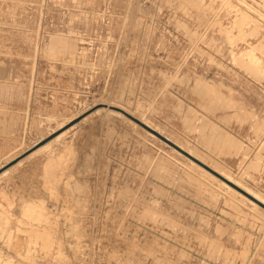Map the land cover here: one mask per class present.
<instances>
[{"label": "rangeland", "instance_id": "1", "mask_svg": "<svg viewBox=\"0 0 264 264\" xmlns=\"http://www.w3.org/2000/svg\"><path fill=\"white\" fill-rule=\"evenodd\" d=\"M263 50L264 0H0V166L111 103L264 199ZM128 122L0 178V264H264V211Z\"/></svg>", "mask_w": 264, "mask_h": 264}, {"label": "water", "instance_id": "2", "mask_svg": "<svg viewBox=\"0 0 264 264\" xmlns=\"http://www.w3.org/2000/svg\"><path fill=\"white\" fill-rule=\"evenodd\" d=\"M97 107H108V108H111V109H114L116 111L121 112L123 115H125L126 117H128L129 119H131L132 121H134L136 124H138L141 128L147 130L148 132H150L151 134H153L154 136H156L159 140L163 141L165 144H167L171 148H173L176 151H178L179 153H181L184 157L190 159L191 161H193L194 163H196L197 165H199L200 167H202L203 169H205L206 171H208L209 173H211L215 177H217L220 180L224 181L226 184H228L229 186H231L232 188H234L238 192L242 193L243 195H245L246 197H248L249 199H251L252 201H254L259 207H261L262 209H264V203L262 201L258 200L257 198H255L254 196H252L251 194H249L247 191H245L244 189H242L241 187H239L238 185H236L232 181L226 179L224 176H222L220 173H218L217 171H215L209 165H207L206 163H204L201 160L197 159L195 156L191 155L188 151H186L185 149L181 148L177 143L173 142L172 140H170L165 135L161 134L156 129H154L151 126L145 124L144 122H142L141 120H139L135 116L131 115L130 113L126 112L125 110H123V109H121L119 107H115V106H107L106 104H98V105L94 106L92 109H90L89 111H87L83 115H81L79 117H76L75 119L71 120L69 123H67L64 126H62L60 129H57L56 131H54L53 133H51L47 137L41 139L40 141H38L37 143H35L32 147H30L29 149H27L24 153H22L21 155H19L18 157H16L12 161H10L9 163L3 165L0 168V172H2L4 169H6L9 166H11L12 164H14L20 158H22L25 155H27L30 151L34 150L35 148H37L40 145L44 144L45 142L49 141L50 139H52L54 136H56L57 134H59L63 130H65V129L69 128L70 126H72V125L76 124L77 122H79L84 116H86L89 113H91Z\"/></svg>", "mask_w": 264, "mask_h": 264}, {"label": "bare ground", "instance_id": "3", "mask_svg": "<svg viewBox=\"0 0 264 264\" xmlns=\"http://www.w3.org/2000/svg\"><path fill=\"white\" fill-rule=\"evenodd\" d=\"M225 3V2H224ZM17 5V4H16ZM263 8V7H262ZM238 12V11H237ZM251 34V33H250ZM234 37V36H233ZM264 51V50H263ZM249 52V51H248ZM253 53V52H252ZM248 54H251V53H247V55ZM18 56V55H17ZM208 56V55H207ZM251 56L252 55H250V58H251ZM236 60H238V59H236ZM259 62V61H258ZM259 64V63H258ZM32 68V67H31ZM250 70V69H249ZM253 70V69H252ZM198 84V83H197ZM201 86V85H200ZM214 100H216V99H214ZM217 102V101H216ZM105 103V102H104ZM108 103V102H107ZM94 104V103H93ZM98 104H102V103H98ZM111 104V103H110ZM110 104H108L107 106H111ZM95 105H97V104H95ZM88 106V105H87ZM121 106V105H120ZM115 107H118V106H115ZM100 109H107V110H109V111H111V112H113V113H117V114H120V115H122V116H124L125 118H127L131 123H134V125H138V124H136L134 121H132L131 119H129L128 117H126L125 115H123L121 112H119V111H116V110H114V109H111V108H108V107H97V108H95L91 113H89L88 115H90V114H92V113H95V112H97L98 110H100ZM129 110V109H128ZM126 111V110H125ZM130 111V110H129ZM126 112H128V111H126ZM106 113V112H105ZM128 113H130V112H128ZM133 113V112H132ZM131 114V113H130ZM88 115H86V116H84L81 120H83L85 117H87ZM103 117V116H102ZM138 118H139V120H141L142 122H144L145 124H147V125H149L148 123H146L145 121H143L142 120V117H141V119H140V117L139 116H137ZM70 121V120H69ZM90 121V120H89ZM130 122H128V123H130ZM65 125V123L64 124H61L60 126H58L55 130H53L51 133H53L54 131H56L57 129H60L62 126H64ZM73 126V125H72ZM72 126H70L69 128H67V129H65V130H63L62 132H60L59 134H57L56 136H54L52 139H50L49 141H47V142H45L44 144H42V145H40L39 147H37V148H35L34 150H32V151H30L27 155H25L24 157H22V158H20L19 160H17L14 164H12L11 166H9L8 168H6V169H4L2 172H0V178H2V177H5V176H7L10 172H12L13 170H15L19 165H21L24 161H26V160H28V159H31V158H33L34 156H36L37 154H39L40 152H42L43 150H45L47 147H49L54 141H56V140H58L60 137H62ZM139 126V125H138ZM150 126V125H149ZM143 129V128H142ZM145 130V129H144ZM147 133H149L150 135H152V136H154L153 134H151L150 132H148L147 130H145ZM50 133V134H51ZM3 134V133H2ZM50 134H48V135H50ZM47 135V136H48ZM47 136H45V137H47ZM45 137H41L40 138V140L41 139H43V138H45ZM154 137H156V136H154ZM157 138V137H156ZM40 140H38V141H40ZM37 141V142H38ZM161 141V140H160ZM36 142V143H37ZM163 142V141H162ZM35 144V143H34ZM33 144V145H34ZM32 145V146H33ZM32 146H30V147H32ZM180 146V145H179ZM29 147V148H30ZM181 148H183V149H185L182 145L180 146ZM28 148V149H29ZM173 149V148H172ZM27 150V149H26ZM26 150H24L22 153H24ZM173 150H175V149H173ZM186 150V149H185ZM176 151V150H175ZM186 151H188V150H186ZM177 153H179L178 151H176ZM191 155H193V156H195L197 159H199V160H201L202 162H204L205 163V160H202V159H200L198 156H196L195 155V153L193 154V152H190V151H188ZM21 153V154H22ZM21 154H19V155H21ZM179 154H181V153H179ZM19 155H17V156H15L14 158H12V159H10L8 162H6L5 164H7V163H9L10 161H12L13 159H15L16 157H18ZM182 155V154H181ZM146 157V156H145ZM188 159V158H187ZM193 165H196V167L198 168H200L201 170H203L204 172H205V174L206 173H208L209 175H211L212 176V178L214 179H216L217 181H219L220 183H222L225 187H227L229 190H231V191H233V192H235V194L237 193L239 196H241L243 199H245V200H247L251 205H253V206H255V207H258V208H261V207H259L254 201H252L251 199H249L248 197H246L245 195H243L242 193H240V192H238L237 190H235L234 188H232L231 186H229L228 184H226L224 181H222V180H220L219 178H217V177H215L214 175H212L211 173H209L208 171H206L205 169H203L202 167H200L199 165H197L196 163H194L193 161H191L190 159H188ZM5 164H3V165H5ZM3 165H1L0 166V168L3 166ZM207 165H209V164H207ZM187 167V166H186ZM211 168H213L215 171H217L218 173H220L222 176H224L226 179H228V180H230V181H232L233 183H235L236 185H238L239 187H241L242 189H244L245 191H247L249 194H251L252 196H254L255 198H257L258 200H260V201H262L263 203H264V199L263 198H261L260 196H259V194H257L256 192H254L253 191V189L251 190V189H249V188H247V187H245L244 185H242V184H240L239 182H237V181H235L234 179H232L228 174H226V173H224L223 171H220V170H217V169H215V166H210ZM189 168V167H188ZM202 173V172H201ZM155 178H157V177H155ZM211 178V179H212ZM190 181V180H189ZM212 181V180H211ZM216 182V181H215ZM198 185V184H197ZM199 189V188H198ZM5 191V190H4ZM229 192V191H228ZM209 194V193H208ZM5 196H7V195H5ZM228 197H230V196H228ZM239 198V197H238ZM234 199V198H233ZM10 201V200H9ZM132 201V200H131ZM210 201V200H209ZM230 206V205H229ZM255 209V208H254ZM262 209V208H261ZM263 211H264V209H262ZM1 212H2V210H1ZM2 214V213H1ZM162 215H164V214H162ZM166 217V216H165ZM7 219V218H6ZM169 219V218H168ZM176 219V218H175ZM164 220V219H163ZM6 222V221H5ZM173 222H176V221H173ZM3 223V222H2ZM177 224V223H176ZM249 225V224H248ZM215 231H217V230H215ZM48 232V231H47ZM145 235V234H144ZM201 236V235H200ZM71 238V237H70ZM52 241V240H51ZM263 243V242H262ZM53 244V243H52ZM62 244V243H61ZM60 244V245H61ZM146 246V245H145ZM161 249V248H160ZM216 249V248H215ZM256 249V248H255ZM262 249V248H261ZM60 250V249H59ZM149 250V249H148ZM151 250V249H150ZM1 251V250H0ZM165 251V250H164ZM1 253V252H0ZM49 253V252H48ZM6 255V254H5ZM5 255H3V258H4V256ZM151 255V254H150ZM1 256V255H0ZM11 257V256H10ZM12 258V257H11ZM240 258V257H239ZM11 260V259H10ZM156 260V259H155ZM6 261H8V260H6ZM9 262V261H8ZM1 263H6V262H1ZM11 263H13V261L11 262ZM10 263V264H11Z\"/></svg>", "mask_w": 264, "mask_h": 264}, {"label": "crops", "instance_id": "4", "mask_svg": "<svg viewBox=\"0 0 264 264\" xmlns=\"http://www.w3.org/2000/svg\"><path fill=\"white\" fill-rule=\"evenodd\" d=\"M233 126H237V124L235 123V121L234 122H232L231 123ZM75 125V124H74ZM74 125L71 127V128H73L74 127ZM185 125H189L188 124V120H186V124ZM238 127V126H237ZM70 128V129H71ZM155 129V128H154ZM158 131V130H157ZM195 134V133H194ZM207 136L208 135H205V138H207ZM214 136H216V135H211V138H214ZM167 137V136H166ZM169 138V137H168ZM170 140H172L171 138H169ZM40 140V139H39ZM173 141V140H172ZM37 142V141H36ZM35 142V143H36ZM174 142V141H173ZM175 143H177V142H175ZM179 145V144H178ZM212 145H213V143H212ZM181 146V145H180ZM200 147H202V146H200ZM212 147V146H211ZM202 149H205L204 147H202ZM211 149L213 150V148H210V152H208L209 150H206V152H208V153H211ZM233 150L234 149H230L229 147H227V146H222V143H220V146H219V148L217 149V151L215 152V154H213V153H211V154H213L214 156H218L222 161H225V162H227V163H231V164H235L236 163V156L235 155H233ZM189 151V150H188ZM13 231H15V229H12Z\"/></svg>", "mask_w": 264, "mask_h": 264}]
</instances>
